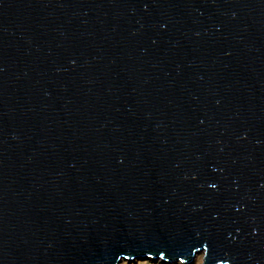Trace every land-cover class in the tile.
Returning a JSON list of instances; mask_svg holds the SVG:
<instances>
[{
    "label": "water",
    "instance_id": "95a60500",
    "mask_svg": "<svg viewBox=\"0 0 264 264\" xmlns=\"http://www.w3.org/2000/svg\"><path fill=\"white\" fill-rule=\"evenodd\" d=\"M264 264V0H0V264Z\"/></svg>",
    "mask_w": 264,
    "mask_h": 264
},
{
    "label": "rangeland",
    "instance_id": "374dc122",
    "mask_svg": "<svg viewBox=\"0 0 264 264\" xmlns=\"http://www.w3.org/2000/svg\"><path fill=\"white\" fill-rule=\"evenodd\" d=\"M203 254L200 253L197 255L195 261L193 264H203ZM120 264H184L182 262H177V263H166L163 262L162 260H153L150 258H142V259H136L133 261L130 260H123Z\"/></svg>",
    "mask_w": 264,
    "mask_h": 264
}]
</instances>
